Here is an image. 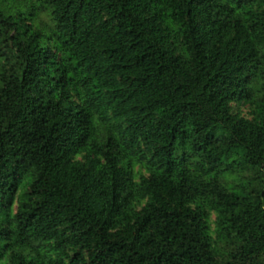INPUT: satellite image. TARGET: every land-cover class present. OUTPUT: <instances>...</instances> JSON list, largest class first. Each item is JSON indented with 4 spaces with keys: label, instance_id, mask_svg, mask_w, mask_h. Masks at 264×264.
Here are the masks:
<instances>
[{
    "label": "trees",
    "instance_id": "obj_1",
    "mask_svg": "<svg viewBox=\"0 0 264 264\" xmlns=\"http://www.w3.org/2000/svg\"><path fill=\"white\" fill-rule=\"evenodd\" d=\"M0 250L264 264V0H0Z\"/></svg>",
    "mask_w": 264,
    "mask_h": 264
},
{
    "label": "rangeland",
    "instance_id": "obj_2",
    "mask_svg": "<svg viewBox=\"0 0 264 264\" xmlns=\"http://www.w3.org/2000/svg\"><path fill=\"white\" fill-rule=\"evenodd\" d=\"M25 4H26L25 1H20V7L22 8V10H26ZM15 6H19V4H16ZM31 23H32V26L34 29L42 30L43 29L42 23H48V17L44 13H39L38 15H35L34 21H31ZM240 109H241L242 113H244V114L246 113V111H248L247 105H245V104L240 106ZM134 168H137V166H135ZM11 208L14 210L15 203L12 204ZM213 216H214L213 214L210 215V220L213 219ZM0 252H2L0 255V264H4L6 262V259H7V251H1L0 250Z\"/></svg>",
    "mask_w": 264,
    "mask_h": 264
}]
</instances>
